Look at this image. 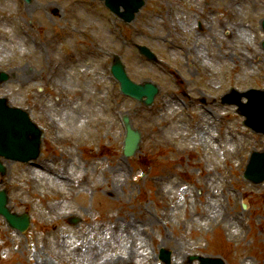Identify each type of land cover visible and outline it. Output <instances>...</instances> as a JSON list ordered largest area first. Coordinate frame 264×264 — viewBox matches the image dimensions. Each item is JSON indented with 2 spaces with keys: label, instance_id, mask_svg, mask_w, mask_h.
I'll return each mask as SVG.
<instances>
[{
  "label": "rangeland",
  "instance_id": "1",
  "mask_svg": "<svg viewBox=\"0 0 264 264\" xmlns=\"http://www.w3.org/2000/svg\"><path fill=\"white\" fill-rule=\"evenodd\" d=\"M263 20L264 0H145L129 24L99 0H0V70L16 74L0 96L47 128L36 162L3 161L0 189L31 225L21 233L0 216V264H164L163 246L172 264H264V182L244 177L264 133L220 99L264 88ZM117 56L134 81L160 87L152 106L109 79ZM123 114L142 132L130 158Z\"/></svg>",
  "mask_w": 264,
  "mask_h": 264
},
{
  "label": "water",
  "instance_id": "2",
  "mask_svg": "<svg viewBox=\"0 0 264 264\" xmlns=\"http://www.w3.org/2000/svg\"><path fill=\"white\" fill-rule=\"evenodd\" d=\"M110 4H112L116 9L120 7V5L125 6L126 11L124 14L125 19L129 20L134 17V12L138 10V8L143 4V0H108ZM118 63H120L118 61ZM116 69L119 72H122V67L120 64L116 66ZM3 79H6L7 76L6 74H1ZM152 85L151 84H146V85H140V86H135V89L138 91H145L146 88H150ZM141 95V94H140ZM0 113L4 118H10L11 112L10 109L7 108L4 104V101L0 100ZM4 137V149L6 152L12 156L16 157L17 155L20 154H27V152H33L34 155L38 154V146L36 152L34 150L36 149V140L40 141V136L39 135H34V137H31V132L32 129L30 128L28 122L26 121L25 118H22L19 121H13V123H4L1 124V129ZM33 139H36L34 141H31ZM137 141V139L135 140ZM26 144L29 145L28 151L24 149L23 146ZM5 201V200H4ZM10 215V214H8ZM13 219V222H24L28 220V216H16V215H11L10 216Z\"/></svg>",
  "mask_w": 264,
  "mask_h": 264
},
{
  "label": "bare ground",
  "instance_id": "3",
  "mask_svg": "<svg viewBox=\"0 0 264 264\" xmlns=\"http://www.w3.org/2000/svg\"><path fill=\"white\" fill-rule=\"evenodd\" d=\"M164 245V244H163Z\"/></svg>",
  "mask_w": 264,
  "mask_h": 264
}]
</instances>
